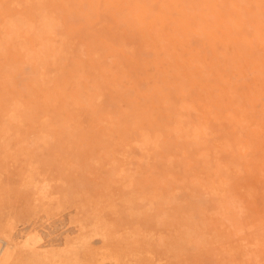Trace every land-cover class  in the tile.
Listing matches in <instances>:
<instances>
[{"label":"rangeland","instance_id":"374dc122","mask_svg":"<svg viewBox=\"0 0 264 264\" xmlns=\"http://www.w3.org/2000/svg\"><path fill=\"white\" fill-rule=\"evenodd\" d=\"M5 241L3 264H264V0H0Z\"/></svg>","mask_w":264,"mask_h":264},{"label":"bare ground","instance_id":"6f19581e","mask_svg":"<svg viewBox=\"0 0 264 264\" xmlns=\"http://www.w3.org/2000/svg\"><path fill=\"white\" fill-rule=\"evenodd\" d=\"M15 27V26H14ZM12 28V27H11ZM45 29H47V27L45 28ZM48 31H49V29H48ZM13 39V38H12ZM169 49V48H168ZM100 94V93H99ZM99 97V96H98ZM188 104V103H187ZM186 104V105H187ZM188 107V106H187ZM190 108V107H189ZM212 111V110H211ZM248 113V112H247ZM200 115H201V113H200ZM181 117H182V115H181ZM207 117V116H206ZM184 130H187V129H184ZM183 130V131H184ZM197 130H199V129H197ZM193 131H194V129H193ZM189 133V132H188ZM194 135V134H193ZM198 137V136H197ZM248 140V139H247ZM221 145V144H220ZM230 145V144H229ZM222 147V146H221ZM229 147V146H228ZM263 160V159H262ZM261 170V169H260ZM42 189V188H41ZM248 193V192H247ZM6 242V241H5ZM7 244H6V246H5V244H4V246H2L1 248H0V264H3L2 262L3 261H6V259H7V257H8V253H9V251L7 250V251H5L4 250V248H6L9 244H10V242H6ZM10 246V245H9ZM65 248V247H64ZM123 249V248H122ZM63 251V250H62ZM62 251H61V253H62ZM70 251V250H69ZM75 251V250H74ZM137 253V252H136ZM65 254V253H64ZM134 255V254H133ZM53 256V255H52ZM61 256V255H60ZM66 257V256H65ZM110 258H111V256H110ZM73 259V258H72ZM60 260V259H59ZM65 262V261H64ZM63 262V263H64ZM59 263H60V261H59ZM48 264V263H47Z\"/></svg>","mask_w":264,"mask_h":264}]
</instances>
